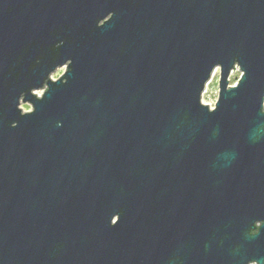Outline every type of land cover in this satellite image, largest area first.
I'll list each match as a JSON object with an SVG mask.
<instances>
[{"label": "water", "instance_id": "1", "mask_svg": "<svg viewBox=\"0 0 264 264\" xmlns=\"http://www.w3.org/2000/svg\"><path fill=\"white\" fill-rule=\"evenodd\" d=\"M252 263L264 0H0V264Z\"/></svg>", "mask_w": 264, "mask_h": 264}, {"label": "rangeland", "instance_id": "2", "mask_svg": "<svg viewBox=\"0 0 264 264\" xmlns=\"http://www.w3.org/2000/svg\"><path fill=\"white\" fill-rule=\"evenodd\" d=\"M65 70V67H61L56 69V71L51 75L52 79H57ZM240 76V70L238 68L234 69L229 75V84L232 85L237 82V79ZM218 77H219V69H216L212 75V78L207 83L205 90L202 94V102L208 104L212 107L216 101L217 93H218ZM42 91L37 90L35 91L36 95H41ZM20 108L24 111H28L30 109V105L28 103H21ZM255 264V263H252Z\"/></svg>", "mask_w": 264, "mask_h": 264}, {"label": "snow or ice", "instance_id": "3", "mask_svg": "<svg viewBox=\"0 0 264 264\" xmlns=\"http://www.w3.org/2000/svg\"><path fill=\"white\" fill-rule=\"evenodd\" d=\"M250 235H256V233L253 232V233H250Z\"/></svg>", "mask_w": 264, "mask_h": 264}]
</instances>
